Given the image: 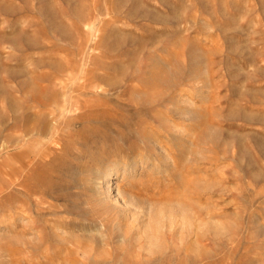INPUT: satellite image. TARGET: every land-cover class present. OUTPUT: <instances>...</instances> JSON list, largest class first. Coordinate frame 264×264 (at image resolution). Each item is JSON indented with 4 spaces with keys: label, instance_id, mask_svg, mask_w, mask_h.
Here are the masks:
<instances>
[{
    "label": "rangeland",
    "instance_id": "obj_1",
    "mask_svg": "<svg viewBox=\"0 0 264 264\" xmlns=\"http://www.w3.org/2000/svg\"><path fill=\"white\" fill-rule=\"evenodd\" d=\"M0 261L264 264V0H0Z\"/></svg>",
    "mask_w": 264,
    "mask_h": 264
},
{
    "label": "bare ground",
    "instance_id": "obj_2",
    "mask_svg": "<svg viewBox=\"0 0 264 264\" xmlns=\"http://www.w3.org/2000/svg\"><path fill=\"white\" fill-rule=\"evenodd\" d=\"M192 62L195 64H193V67H196V64H197V62H198V57L196 56V55H193L192 56ZM175 79H173V78H171L170 76H168L167 78H166V80H164L165 82H166V85L168 86V85H171V84H173L175 81H174ZM158 99H160V98H162L160 95H158V96H156ZM175 97H173V96H171V98H169V100L168 101H170V100H172V99H174ZM192 117L195 119H197V117H199V114L198 113H196V112H194V113H192ZM31 130H32V128H31ZM30 130V131H31ZM54 131V130H53ZM29 132V131H28ZM208 134V133H207ZM26 135H27V133H26ZM209 135V134H208ZM55 139V138H54ZM40 152V151H39ZM42 155V154H41ZM37 157V156H36ZM42 157V156H41ZM34 159H36V158H34ZM33 159V160H34ZM40 160V159H39ZM31 163H34V162H31ZM117 169V166H112V167H109V169H107V171L105 172V174H104V180H103V182L105 181L106 182V186H107V188L110 190L111 189V186H112V184L110 183L111 182V179L113 178V176H115L116 174H115V170ZM12 174H10V176H11ZM15 180V179H14ZM27 180V179H26ZM28 182V181H27ZM104 184V183H103ZM28 185V184H27ZM25 186H26V183H25ZM25 188V187H24ZM26 189V188H25ZM29 190H30V188H29ZM31 190H32V188H31ZM30 193H31V191H30ZM132 200V199H131ZM10 208V207H9ZM27 210V206H18L17 208H16V211H15V215L16 214H18V213H22V214H24V212ZM8 211V210H7ZM10 211V210H9ZM12 215V214H11ZM10 215V216H11ZM36 228H37V226H36ZM36 236H37V239H38V241L40 242V243H42L43 244V242H44V237L42 236V235H40L39 233L38 234H36ZM24 238V237H23ZM22 238V239H23ZM26 239V238H25ZM39 242H35V243H33V244H31V242L29 241V240H25V242H23V244L26 246V248L28 247H33V249H35V250H37V249H39L40 247H41V245H40V243ZM27 250V249H26ZM27 252V251H26ZM0 262H2V261H0Z\"/></svg>",
    "mask_w": 264,
    "mask_h": 264
}]
</instances>
